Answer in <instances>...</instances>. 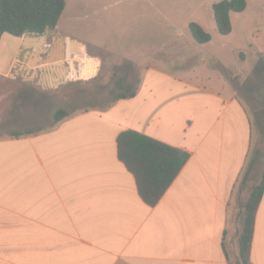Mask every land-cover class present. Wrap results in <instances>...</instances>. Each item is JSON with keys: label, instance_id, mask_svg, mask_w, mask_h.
<instances>
[{"label": "crops", "instance_id": "obj_1", "mask_svg": "<svg viewBox=\"0 0 264 264\" xmlns=\"http://www.w3.org/2000/svg\"><path fill=\"white\" fill-rule=\"evenodd\" d=\"M54 30L46 31L48 47L55 36L75 39L59 23ZM22 37L0 38V264H231L228 221L259 154L248 108L220 70L204 68L203 57L181 69L177 55L172 71L166 57L156 62L149 55L133 96L93 109L63 100L64 108L50 110L58 74L69 75L66 84L91 77L96 65L82 44L73 74L67 62L39 72L42 58L23 47ZM234 51L224 45L209 59L239 65ZM58 109L69 114L54 122ZM127 129L189 153L154 205L118 158L117 136ZM249 261L264 264V190Z\"/></svg>", "mask_w": 264, "mask_h": 264}, {"label": "rangeland", "instance_id": "obj_2", "mask_svg": "<svg viewBox=\"0 0 264 264\" xmlns=\"http://www.w3.org/2000/svg\"><path fill=\"white\" fill-rule=\"evenodd\" d=\"M216 1L219 0H66L59 28L82 42V52L96 69L91 77L51 88L58 102H48L47 106L50 110L64 108L63 100L76 109L109 106L117 94L135 91L140 86L149 55L156 62L166 57V64L174 65L168 68L172 71L178 70L177 55L181 69L197 65V57L206 58L202 66L220 70L248 108L252 150L259 154L255 171L240 188L238 200L235 199L224 237L231 264H235L242 206L264 170V0H246L243 11L231 13L232 31L227 35L216 28L212 10ZM191 21L211 33V41L196 42L188 27ZM208 44L214 47L211 52L206 51ZM224 45L236 48L231 54L237 56L239 65L235 59L229 60L227 66L209 59L214 50ZM134 48L143 53L134 56ZM173 86L170 84V92L176 91Z\"/></svg>", "mask_w": 264, "mask_h": 264}, {"label": "trees", "instance_id": "obj_3", "mask_svg": "<svg viewBox=\"0 0 264 264\" xmlns=\"http://www.w3.org/2000/svg\"><path fill=\"white\" fill-rule=\"evenodd\" d=\"M246 5V0H219L212 4L216 28L220 34L227 35L231 32L230 14L243 11ZM65 6L66 0H0V38L3 33L20 37L53 30ZM188 27L196 42L206 43L211 40V34L198 22L191 21ZM134 94V91L121 92L115 96L114 101ZM68 114L66 110L58 109L53 114V120L58 122ZM18 134L21 133H12L15 136ZM117 154L134 175L138 192L149 205L158 202L189 158L186 150L132 129L124 130L117 136ZM263 190L264 170L242 206L236 241L240 264H251L249 253L254 217Z\"/></svg>", "mask_w": 264, "mask_h": 264}, {"label": "water", "instance_id": "obj_4", "mask_svg": "<svg viewBox=\"0 0 264 264\" xmlns=\"http://www.w3.org/2000/svg\"><path fill=\"white\" fill-rule=\"evenodd\" d=\"M48 37V32L36 35L25 34L22 37L23 47L26 50L36 49L42 58L40 62L35 64V67H38V71L40 72L45 68H58L67 62V69L73 74L75 71V65L72 60L75 56H83V53L80 52V47H83L81 46L82 43L76 39H71L69 36H66L65 39L61 36H55L52 46L48 47ZM72 44L74 45V48L71 47ZM66 58H68V61H66ZM58 75V78L52 83L53 86L63 84L69 77L68 74Z\"/></svg>", "mask_w": 264, "mask_h": 264}]
</instances>
